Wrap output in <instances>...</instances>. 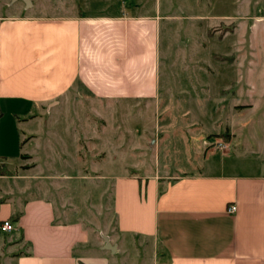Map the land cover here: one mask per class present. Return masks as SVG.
I'll return each mask as SVG.
<instances>
[{"label":"crops","instance_id":"0c3cea01","mask_svg":"<svg viewBox=\"0 0 264 264\" xmlns=\"http://www.w3.org/2000/svg\"><path fill=\"white\" fill-rule=\"evenodd\" d=\"M146 1H74L60 14L35 11L34 0L7 12L0 5V219L14 222L0 231V264H264V159L208 148L203 131L193 137L195 159L180 164L188 170L114 157L116 168L101 171L113 228L91 222L55 184L60 176L94 177L89 156L78 152L95 141L85 133L91 110L59 111L70 119L82 168L37 171L41 151L64 141V114L53 108L161 101V22L171 15L162 0L139 9ZM127 149L138 157L118 147Z\"/></svg>","mask_w":264,"mask_h":264},{"label":"rangeland","instance_id":"374dc122","mask_svg":"<svg viewBox=\"0 0 264 264\" xmlns=\"http://www.w3.org/2000/svg\"><path fill=\"white\" fill-rule=\"evenodd\" d=\"M11 1L0 0L3 12L17 9L24 2ZM74 1L82 3L34 0L35 11L60 14ZM155 2L147 0L138 8L151 10ZM165 2L170 5L165 6ZM160 8L162 13L171 15L161 22L160 102L127 104L115 109L114 104L92 100L53 108L55 112L91 110L90 121L85 119L90 122L85 133L95 141L90 152H78L89 156L86 168L94 177L88 180L60 176L55 184L65 197L80 206L83 214L90 213L91 222L108 223L111 228L115 225L108 211L111 187L104 184L99 174L113 170L114 157L122 163L148 161L149 170L154 168L156 159L161 169L188 170L180 164L187 155L196 157L193 153L197 151V140L193 137L203 135L205 146L220 149L218 142L227 143L222 135L228 133L231 142L220 150L232 148L237 154L244 152L245 159L255 160L259 155L264 159V0H162ZM63 117L58 123V135L64 141L60 138L48 151H41L39 172L55 170L61 175L82 168L73 149L80 144L66 129L70 126L67 114ZM189 129L192 136L187 134ZM199 130L202 135L197 134ZM118 147H132L138 157ZM102 150L107 154L104 159L100 156L105 155ZM200 153L196 162L202 157L203 152ZM129 167L138 168L135 164Z\"/></svg>","mask_w":264,"mask_h":264},{"label":"built area","instance_id":"2783aa9c","mask_svg":"<svg viewBox=\"0 0 264 264\" xmlns=\"http://www.w3.org/2000/svg\"><path fill=\"white\" fill-rule=\"evenodd\" d=\"M218 147L220 149H226V148H228V145H227V143L222 141V142H218ZM236 208L237 207L235 204H230L228 206V211L229 212H235ZM12 230H14V222L11 219H3V220L0 219V231L10 232Z\"/></svg>","mask_w":264,"mask_h":264},{"label":"trees","instance_id":"16d2710c","mask_svg":"<svg viewBox=\"0 0 264 264\" xmlns=\"http://www.w3.org/2000/svg\"><path fill=\"white\" fill-rule=\"evenodd\" d=\"M224 139H228L229 138V134L228 133H225L222 135Z\"/></svg>","mask_w":264,"mask_h":264},{"label":"water","instance_id":"95a60500","mask_svg":"<svg viewBox=\"0 0 264 264\" xmlns=\"http://www.w3.org/2000/svg\"><path fill=\"white\" fill-rule=\"evenodd\" d=\"M112 249V248H111ZM114 249V248H113Z\"/></svg>","mask_w":264,"mask_h":264}]
</instances>
